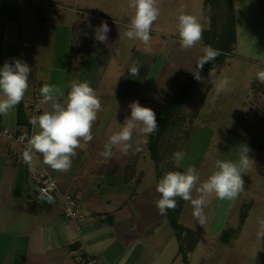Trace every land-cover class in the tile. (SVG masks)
Wrapping results in <instances>:
<instances>
[{"label":"crops","instance_id":"crops-1","mask_svg":"<svg viewBox=\"0 0 264 264\" xmlns=\"http://www.w3.org/2000/svg\"><path fill=\"white\" fill-rule=\"evenodd\" d=\"M19 3L20 0H0V68L5 62L20 59L32 69L21 101L24 113L31 118L50 110V105L42 103L39 92L44 84L56 86L66 96L72 81L88 82L102 108L92 126L93 140H81L70 169L58 172L46 165L57 184L50 204L34 201L27 186V168L17 163L23 151L0 134V264H85V257L94 258L97 264H263L246 263L236 237L221 243L219 235L225 229L212 236L206 232L209 246L200 247L197 238L193 246V242H188V247L179 245L183 250L174 248L173 230L164 224L166 216L158 209L140 216L133 202L135 190H140L137 186L141 185L142 167L148 163L143 152L140 154L148 135L143 140L141 133L135 141L132 137L126 151L113 147L110 158L101 155L109 137L119 132L130 117L129 104L138 101L147 107L144 101L157 93L144 88L155 60L149 49L138 40L136 43L142 45L132 46L131 40L114 52L110 51L113 45L110 47L109 40L94 43L91 35L96 22L87 25L83 11L73 7L63 8L64 12L55 19L51 4L45 12L41 6L27 7L21 26ZM93 11H88L92 19L102 18L101 13ZM80 26H84L82 30ZM75 27L81 33L74 32ZM98 46L105 53L96 51ZM110 58L122 61L116 83L106 78ZM134 64L140 67L138 76L130 75ZM166 91L158 92L163 95ZM15 112L14 108L0 115V128L16 133ZM37 131L30 124L28 137ZM157 183L152 186L155 188ZM68 202L77 213L74 220L63 214ZM191 208L190 201H184L178 214L182 228L188 230L195 226L198 229L199 225ZM245 220L246 217L242 225Z\"/></svg>","mask_w":264,"mask_h":264},{"label":"rangeland","instance_id":"rangeland-1","mask_svg":"<svg viewBox=\"0 0 264 264\" xmlns=\"http://www.w3.org/2000/svg\"><path fill=\"white\" fill-rule=\"evenodd\" d=\"M129 2L130 0H20L18 6L19 25L20 23L21 26L24 24L27 7L41 6L45 12L50 7L47 5L51 4L52 10L56 14L53 19L64 12L63 8L73 7L72 9L83 11L87 25L93 21L96 22V27L100 25L101 21L107 23L110 28L107 40L111 41L110 47L113 46L110 51L114 52L122 43L129 45V41H131L123 35L127 30L126 26L130 22L133 11L129 7ZM157 3L160 15L153 23L150 32L153 36L151 40L154 43L148 46L155 60L144 84L146 92L150 89L157 92L144 101L147 108L154 112L158 109V104L162 103L160 98L164 96L170 98L177 93L181 83L201 56V48L204 47L202 42L187 50L180 46L176 23L181 10L185 14L196 16L202 24L203 31L210 27V17L203 15L201 11L202 0H157ZM232 4L235 44L222 63L204 75L203 81L197 82L196 87L188 95L187 102H184V110L180 114L185 119H188L187 115L192 110H195V114H197V118L192 123L195 129L188 136L190 137L189 141L180 146L185 157L179 167L186 170L188 166H194L197 169L199 181L196 187H199V183L206 180L212 173L217 160L233 162L239 160L240 147L245 145L240 144L229 131L238 117L250 120L260 118L264 122V83L256 78V72L264 70V0H232ZM93 10H96L98 14L101 13L102 18L92 19L91 13L88 11L94 12ZM91 37L96 43L94 30ZM133 41L131 42L132 46L134 43L137 47L142 45ZM225 76L228 77L230 83L227 89L217 93L215 83ZM162 89H167L163 95L158 92ZM175 119H178V116ZM182 123L186 124V121ZM138 134V130L134 129L133 141L137 139ZM148 136L144 141L145 146L143 145L140 150V154L143 152V157L148 163L146 167H142L141 185L137 186L140 190H135L137 193L136 202H133V204L136 203L137 211L143 217L150 209L157 210L156 201L160 198L156 187L152 186V183L156 181V172L155 163L149 160V152L146 149ZM141 137L143 140L144 134ZM38 157L39 162L46 166L39 154ZM248 157L252 163L242 174L244 190L233 200H220L214 195L207 197V203L203 209L206 221L202 225L199 223L198 229H195V225L191 230L182 228L174 209L167 211L164 224L173 230L172 244L174 248L184 250L185 248L179 245L193 242L197 238H200V247L205 248L204 244L210 245V240L204 237L206 232L212 236L214 232L230 229L233 231L232 236L236 237V245L244 251L246 263L258 261L264 264V237L258 234L260 232L259 221L264 219V153L250 150ZM25 168H27L29 180L28 175L32 166ZM136 184L138 185V183ZM27 186L30 193L31 183L29 181ZM193 193L197 198L198 193L194 190ZM38 204L43 205L44 203L38 202ZM246 207L245 224L241 229L236 230L239 215L242 211L245 212ZM131 208L133 207L130 206V210ZM191 209L193 211V207ZM202 226L204 227L201 229ZM191 245L193 246L194 242Z\"/></svg>","mask_w":264,"mask_h":264},{"label":"clouds","instance_id":"clouds-1","mask_svg":"<svg viewBox=\"0 0 264 264\" xmlns=\"http://www.w3.org/2000/svg\"><path fill=\"white\" fill-rule=\"evenodd\" d=\"M129 7L133 10L127 30L123 33L129 40H138L145 45L146 50L151 41L153 23L160 15L157 0H130ZM95 39L101 43L107 41L110 31L106 22L101 21L94 29ZM176 32L179 36L180 46L187 50L199 44L202 40L203 27L196 16L185 14L181 10L177 17ZM202 55L198 60L199 70L193 73L198 81H203L200 71L209 61L214 60L218 50L210 45L201 48ZM140 67L133 65L130 75L138 76ZM32 69L22 60L14 59L11 64L5 62L0 68V115H7L15 106L21 103L28 90V79ZM256 78L264 83V70L256 72ZM230 83L228 77L221 78L215 83L217 93L227 89ZM70 90L64 93L54 85L44 84L40 89L42 103L50 105L49 111L30 118L29 123L38 131L31 137H24L27 143L22 152L25 164H31L39 154L43 163L54 171L64 172L70 169L75 150L80 147L81 140L91 142L92 126L101 111V101L96 96L95 90L88 82L72 81ZM61 98H63L61 100ZM130 117L125 120L121 130L112 134L105 144V151L101 155L110 158L113 147H120L126 151L128 142L132 139L133 130L149 135L158 129L155 112L143 107L138 101H133L128 106ZM249 148L241 146L238 153L239 160H217L214 170L206 180L199 183V173L194 166H188L185 171H171L163 175L156 185V192L160 198L156 207L161 215L168 210L175 209L177 197L190 201L193 207V217L202 225L206 221L204 206L207 197L215 196L220 200H233L244 190V174L252 161L248 157ZM185 153H173V162L177 168L184 160ZM198 193L193 198V190ZM260 232L264 237V219L259 221Z\"/></svg>","mask_w":264,"mask_h":264},{"label":"trees","instance_id":"trees-1","mask_svg":"<svg viewBox=\"0 0 264 264\" xmlns=\"http://www.w3.org/2000/svg\"><path fill=\"white\" fill-rule=\"evenodd\" d=\"M201 11L203 15L208 16V18L210 17V27L203 31L201 44H203V46L210 45L219 52V55L214 60L209 61L203 66L200 71V76L203 77L213 68H216L222 63L225 56L235 44V23L232 0H202ZM83 27H81L80 30H82ZM80 30L79 27H75L74 32H79ZM83 39L80 40L83 41ZM151 39H153L152 35ZM96 51L105 53V49L101 46L96 47ZM198 60L194 63V66L191 68L186 79L181 83L180 89L177 93L170 98H166V96L160 98L162 99V103H159L158 109H156L155 114L158 129L149 134L146 149L149 152L150 159L155 163L157 182H159L167 172L185 171L175 166L173 162V153L181 151L180 146H183L189 141L190 137L188 136L191 135L192 131L195 129V127L192 126V123L197 118V114H195L196 111L192 110L191 113L187 115L188 119H185V117L180 114L184 110L183 105L184 102H187L188 95L197 85L198 80L194 78L193 73H196L199 70ZM110 62L106 78L109 81L116 83L121 71L120 65H122V61L119 59H112ZM15 109L16 133L28 137L30 118L24 113L22 103L15 106ZM176 116H178V119H175ZM183 121H186V124H183ZM184 125H186L185 128H183ZM229 131L232 137H234L240 144H244L250 150H257L264 153V122L261 121L260 118L257 120H250L238 117ZM127 169L130 170L131 167H127ZM124 177L126 178H124V180L127 182V170L124 172ZM176 199L177 206L174 209V212H176V215L178 216L184 200L179 197ZM246 211L247 207L245 212L242 211L240 213L236 230L242 225L246 217ZM166 214H168V212ZM232 235L233 231L230 229L222 231L219 235V241L221 243H226Z\"/></svg>","mask_w":264,"mask_h":264},{"label":"built area","instance_id":"built-area-1","mask_svg":"<svg viewBox=\"0 0 264 264\" xmlns=\"http://www.w3.org/2000/svg\"><path fill=\"white\" fill-rule=\"evenodd\" d=\"M0 134L8 141L18 145L22 151L24 150L27 141L26 139H22L24 138L23 135L12 133L4 128H0ZM38 159V154H36L33 163L25 164L21 156L17 159V163L23 167L32 166L28 177L31 183L32 198L34 201L50 204L54 201V195L57 192V184L48 167L43 166ZM63 214L68 220H74L77 217V213L73 209L71 202H68ZM77 232L79 233L80 231L77 230ZM84 262L85 264H97L96 260L91 257H85Z\"/></svg>","mask_w":264,"mask_h":264}]
</instances>
